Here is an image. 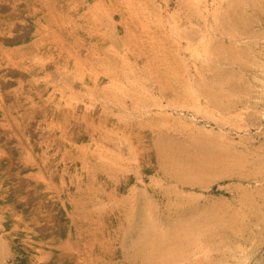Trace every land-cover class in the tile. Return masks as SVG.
Returning a JSON list of instances; mask_svg holds the SVG:
<instances>
[{
	"label": "rangeland",
	"instance_id": "1",
	"mask_svg": "<svg viewBox=\"0 0 264 264\" xmlns=\"http://www.w3.org/2000/svg\"><path fill=\"white\" fill-rule=\"evenodd\" d=\"M0 264H264V0H0Z\"/></svg>",
	"mask_w": 264,
	"mask_h": 264
},
{
	"label": "bare ground",
	"instance_id": "2",
	"mask_svg": "<svg viewBox=\"0 0 264 264\" xmlns=\"http://www.w3.org/2000/svg\"><path fill=\"white\" fill-rule=\"evenodd\" d=\"M230 115V114H229ZM151 226V225H150ZM152 227V226H151ZM150 228V227H149ZM152 229V228H151ZM149 230V229H148Z\"/></svg>",
	"mask_w": 264,
	"mask_h": 264
}]
</instances>
